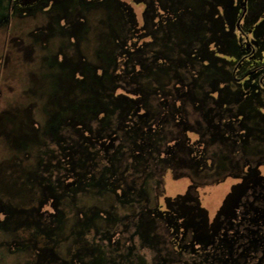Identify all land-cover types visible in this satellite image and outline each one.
<instances>
[{
	"label": "flooded vegetation",
	"instance_id": "obj_1",
	"mask_svg": "<svg viewBox=\"0 0 264 264\" xmlns=\"http://www.w3.org/2000/svg\"><path fill=\"white\" fill-rule=\"evenodd\" d=\"M119 1L0 0V264H264V0Z\"/></svg>",
	"mask_w": 264,
	"mask_h": 264
},
{
	"label": "rangeland",
	"instance_id": "obj_2",
	"mask_svg": "<svg viewBox=\"0 0 264 264\" xmlns=\"http://www.w3.org/2000/svg\"><path fill=\"white\" fill-rule=\"evenodd\" d=\"M120 3H122V5L124 4L125 10L128 11V13L130 14V18L131 20L133 18L138 19V14H140L142 12V6L138 5L136 6L133 1L131 0H120ZM140 8V9H139ZM40 19V17H39ZM134 23V22H133ZM18 30L21 29V27L23 28L24 31L29 30L32 26V22L27 19L26 21L22 22L21 24L18 23L17 25ZM9 77L11 78V93L10 95L7 92H4L3 96L5 97L6 101H9V103H11L12 106H19L21 102L18 101L17 95L20 93V91L22 90V72L21 70L18 68V66L15 64L14 60H12L11 63V70L9 73ZM2 78V77H1ZM2 80V79H1ZM2 84V83H1ZM260 170H262V173H260L259 176L252 178L251 180H258L261 179L263 177L264 174V168L260 167ZM238 178H231L230 180L233 182H237ZM250 180V181H251ZM178 183V188H176V185L172 182V180H168L167 182V192H168V198L167 201H172V198L177 197V196H181V197H185L188 198L189 197V183L186 179H182L180 181L177 182ZM241 185H243V183H238L235 186V191L238 189V187H240ZM216 185L212 186L211 188H215ZM197 191L200 192L199 189L196 188ZM216 191H218V194H214L213 196H211L210 194L205 196L204 199L199 203L200 205V210L197 208V210L200 212H203L205 216L208 217L209 220V224H213L214 222V216L217 213L218 209H224L229 201L228 197L229 195H233L232 192V186H229L227 188V192H224V190H222V184H219V188L216 189ZM180 192V194H179ZM184 211L188 214H192L193 209H191L190 207H186L184 208ZM17 260L15 259V257L11 256L7 258L6 264H17L16 262Z\"/></svg>",
	"mask_w": 264,
	"mask_h": 264
}]
</instances>
